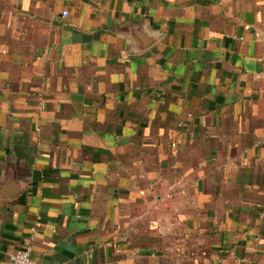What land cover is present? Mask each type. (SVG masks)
I'll use <instances>...</instances> for the list:
<instances>
[{"label":"crops","instance_id":"0c3cea01","mask_svg":"<svg viewBox=\"0 0 264 264\" xmlns=\"http://www.w3.org/2000/svg\"><path fill=\"white\" fill-rule=\"evenodd\" d=\"M27 247L264 264V0H0V264Z\"/></svg>","mask_w":264,"mask_h":264},{"label":"built area","instance_id":"2783aa9c","mask_svg":"<svg viewBox=\"0 0 264 264\" xmlns=\"http://www.w3.org/2000/svg\"><path fill=\"white\" fill-rule=\"evenodd\" d=\"M245 30H249L248 26L244 27ZM5 264H34L31 259V250L29 247L18 250L9 256L8 261Z\"/></svg>","mask_w":264,"mask_h":264}]
</instances>
